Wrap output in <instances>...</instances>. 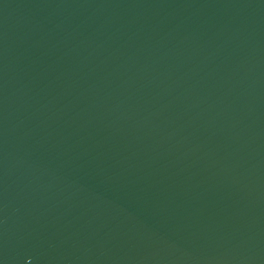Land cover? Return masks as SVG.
I'll list each match as a JSON object with an SVG mask.
<instances>
[{
    "label": "water",
    "instance_id": "water-1",
    "mask_svg": "<svg viewBox=\"0 0 264 264\" xmlns=\"http://www.w3.org/2000/svg\"><path fill=\"white\" fill-rule=\"evenodd\" d=\"M0 264H264V0H0Z\"/></svg>",
    "mask_w": 264,
    "mask_h": 264
}]
</instances>
